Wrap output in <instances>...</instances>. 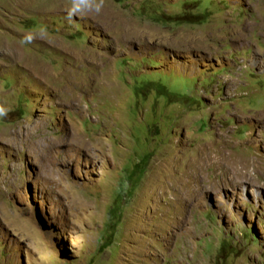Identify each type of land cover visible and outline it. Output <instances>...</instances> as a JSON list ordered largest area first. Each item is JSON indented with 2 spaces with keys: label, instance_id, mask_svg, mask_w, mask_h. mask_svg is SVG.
Here are the masks:
<instances>
[{
  "label": "rangeland",
  "instance_id": "obj_1",
  "mask_svg": "<svg viewBox=\"0 0 264 264\" xmlns=\"http://www.w3.org/2000/svg\"><path fill=\"white\" fill-rule=\"evenodd\" d=\"M71 7L0 0V264H264V0Z\"/></svg>",
  "mask_w": 264,
  "mask_h": 264
},
{
  "label": "clouds",
  "instance_id": "obj_2",
  "mask_svg": "<svg viewBox=\"0 0 264 264\" xmlns=\"http://www.w3.org/2000/svg\"><path fill=\"white\" fill-rule=\"evenodd\" d=\"M104 7V0H72V7L70 8L66 19L72 20L73 16L83 14L86 12H94L99 14ZM33 40L31 35L25 36L21 41L24 44H29ZM8 115V109L0 106V118H6Z\"/></svg>",
  "mask_w": 264,
  "mask_h": 264
},
{
  "label": "bare ground",
  "instance_id": "obj_3",
  "mask_svg": "<svg viewBox=\"0 0 264 264\" xmlns=\"http://www.w3.org/2000/svg\"><path fill=\"white\" fill-rule=\"evenodd\" d=\"M237 171L239 170V168L237 167V169H236Z\"/></svg>",
  "mask_w": 264,
  "mask_h": 264
}]
</instances>
